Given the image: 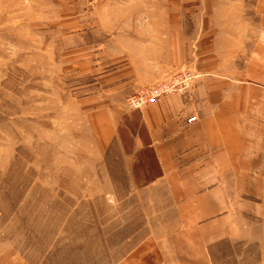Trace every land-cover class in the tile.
Here are the masks:
<instances>
[{
    "label": "crops",
    "instance_id": "1",
    "mask_svg": "<svg viewBox=\"0 0 264 264\" xmlns=\"http://www.w3.org/2000/svg\"><path fill=\"white\" fill-rule=\"evenodd\" d=\"M212 2L180 0L158 12L166 24L122 37L126 59L101 72V95L88 100L105 117L141 212L131 221L135 235L97 234L101 255L114 245L113 264H218L224 247L248 234V219L264 212V0ZM184 68L201 76L191 90L127 106L137 88ZM0 264L49 263L4 250Z\"/></svg>",
    "mask_w": 264,
    "mask_h": 264
},
{
    "label": "rangeland",
    "instance_id": "2",
    "mask_svg": "<svg viewBox=\"0 0 264 264\" xmlns=\"http://www.w3.org/2000/svg\"><path fill=\"white\" fill-rule=\"evenodd\" d=\"M179 1L0 0V251L113 264L114 245L101 255L97 234L123 241L138 232L109 127L88 100L101 95V72L126 59L122 37L166 24L158 12ZM247 233L214 260L264 264V212Z\"/></svg>",
    "mask_w": 264,
    "mask_h": 264
},
{
    "label": "built area",
    "instance_id": "3",
    "mask_svg": "<svg viewBox=\"0 0 264 264\" xmlns=\"http://www.w3.org/2000/svg\"><path fill=\"white\" fill-rule=\"evenodd\" d=\"M200 79V75L193 70L181 69L178 72L167 77L163 82L150 87L139 88L135 94L127 98L126 104L132 109L144 108L147 105L156 103L164 96L178 92H187L193 88L194 83ZM198 121L196 116L188 119V125Z\"/></svg>",
    "mask_w": 264,
    "mask_h": 264
}]
</instances>
